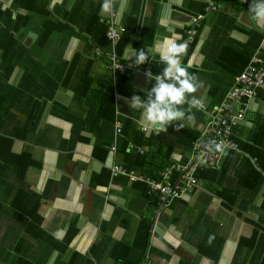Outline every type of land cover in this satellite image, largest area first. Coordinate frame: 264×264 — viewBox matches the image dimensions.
Instances as JSON below:
<instances>
[{
  "label": "crops",
  "instance_id": "crops-1",
  "mask_svg": "<svg viewBox=\"0 0 264 264\" xmlns=\"http://www.w3.org/2000/svg\"><path fill=\"white\" fill-rule=\"evenodd\" d=\"M14 1L0 0L19 25L13 69L0 80V264H17L19 252L27 264H264V182L258 185L252 173L264 164V144L255 146L264 143V88L245 101L244 117L232 127L235 148L215 152L214 164H199L195 172L203 167L210 175L166 203L147 180H161V171L189 160L208 115L193 109L194 123L157 131L128 106L151 86L144 73L164 67L157 44L188 36L181 63L202 85L196 95L208 107L223 102L246 60L264 54V24L250 18L251 0H113L111 13L102 11L103 0H23L12 8ZM45 5L58 8L54 25L66 27L41 42L46 16L37 9ZM92 13L106 30L91 37ZM110 26L118 30L116 42L107 36ZM128 45L149 51V61L128 60ZM110 55L135 71L108 67ZM7 62L0 51V78ZM17 98L19 105L32 99L26 115L14 106ZM26 149L32 162L21 185L15 174ZM168 152L170 164L144 170L158 167ZM140 156L141 165H129ZM22 186L31 192L29 205H10Z\"/></svg>",
  "mask_w": 264,
  "mask_h": 264
},
{
  "label": "clouds",
  "instance_id": "clouds-1",
  "mask_svg": "<svg viewBox=\"0 0 264 264\" xmlns=\"http://www.w3.org/2000/svg\"><path fill=\"white\" fill-rule=\"evenodd\" d=\"M102 11H113V0H103ZM250 18L260 24H264V0H251L248 8ZM156 50L159 62L164 65L159 74L153 75L149 70L144 73L151 86L145 92V98L140 95H132L128 106L141 112L144 122L157 131H166L173 122L176 128L184 127L183 122L194 123L193 109L200 110L203 103L196 93L202 87L198 77L190 73L182 65V57L186 53V44L178 43L176 39L165 37L160 41ZM125 57L141 66L149 61L150 53L144 48L134 49L128 45ZM154 81V83H152ZM208 152H217L221 156L227 155L225 145L222 142L209 140Z\"/></svg>",
  "mask_w": 264,
  "mask_h": 264
},
{
  "label": "built area",
  "instance_id": "built-area-1",
  "mask_svg": "<svg viewBox=\"0 0 264 264\" xmlns=\"http://www.w3.org/2000/svg\"><path fill=\"white\" fill-rule=\"evenodd\" d=\"M107 36L116 42L118 30L110 26ZM192 36H188L181 43L189 46ZM108 67L121 72H134L135 68L131 63H124L117 56L108 57ZM264 87V56L254 55L246 64L244 69L235 77L226 98L219 105L208 107L203 105L202 110L208 115L201 137L194 142V154L184 164H172L170 168L161 171V180H147L151 189L159 193L161 202H168L172 198L181 197L192 193L198 185L195 170L199 164H214L218 157L215 152L207 151V142L215 140L222 142L225 148H235L236 144L231 138V126L239 122L243 117L246 104L242 98H253L257 95L258 88ZM145 128V127H143ZM120 128L117 127V131ZM117 170L118 167H115ZM177 172V177L171 178V173ZM131 180L137 178L133 170L129 171Z\"/></svg>",
  "mask_w": 264,
  "mask_h": 264
},
{
  "label": "trees",
  "instance_id": "trees-1",
  "mask_svg": "<svg viewBox=\"0 0 264 264\" xmlns=\"http://www.w3.org/2000/svg\"><path fill=\"white\" fill-rule=\"evenodd\" d=\"M20 2H23V0H15L12 3V8L16 7L17 4L20 3ZM40 3H41L40 0H36V3H34V4H40ZM61 6H63V5L59 4V7H61ZM37 10H41V12H43L45 14V16H46V19H45V22H44V31H43V34H42V37H41V42H44L47 39L48 35L54 29L62 30V29H64L66 27V25L65 26L64 25L63 26H58V27L56 25H54V23L56 24V21H55L56 17H53V13L55 15L56 14H60L58 8L53 9V10H49L46 7V5H45L43 8L37 9ZM64 16L65 15H62L60 18H63ZM74 16H75V14H74ZM57 20H58V22H60V19H57ZM23 22H24V20H23ZM0 23L2 24V26L0 27V51H1V55H3L4 60L8 61L7 62V66L5 68V71L2 74L0 80H1V82H6L8 77L10 76V73H11L12 69H13V67H12L13 59L12 58H13V55L15 53L16 45H17V39L15 37L14 31L17 29V27L19 25H18V22L15 19H12L11 8L2 9L1 6H0ZM96 29H99V30H101L103 32L104 30H106V25L103 22L99 21L97 13H92L90 21L88 23V27L86 28V30H87V32L89 34H91V37H92L93 34H94V31ZM127 36H128V33H125V38H127ZM93 40L94 39L92 38V41ZM260 56H264V54L260 55ZM252 57H249L246 60V63H245L244 66H246V64L250 61V59ZM243 69H244V67L235 76H237ZM24 76H28V75H24ZM0 86H2V85L0 84ZM262 88H264V87H262ZM262 88H258L257 95L254 96L253 98L258 96V94L261 92ZM247 99H251V98H242V102L245 103V101ZM31 100L32 99H27V101H26V103L24 105H19L20 100L17 98V101L14 103V106H16V108H18L24 115H26L28 110H29V108H30V106H31ZM40 104H41V102L37 103L35 108H34L33 115H32V120H31L30 125H29L30 128L33 125H35V123L37 122V120L39 118V115H40L39 112H40V106H41ZM209 107H212V106H209ZM244 112H245V110H244ZM244 112H243V117H244ZM243 117H242V119H243ZM237 123L233 124L231 127L235 126ZM231 130H232V128H231ZM23 133H25V130H20L18 132V135H22ZM262 134H264V132H262ZM197 135H198V133L196 132V134L193 137L189 138V141H188L189 144H191V142H192V141L190 142V140L194 139ZM136 136H139V134L137 133L136 135H134V139H135ZM160 138L162 139L161 136L155 137V139H157V140L158 139L160 140ZM256 138H257V136H256ZM144 139L145 138H143L140 142L135 143V147H137L142 142H144ZM146 141H148V140H146ZM262 144H264V143H261V141L260 142H257V141L255 142V146L259 145V147H256V148H260V146H262ZM100 148L103 150V153H106V148H103V147H100ZM246 150H249V149H246ZM128 154H132V153L131 152H127V155ZM168 154L170 155V153L168 152L163 157L164 160L159 164L158 167L152 165V166H150L151 169H149V170L144 169V170L147 173H152V171L157 170V169L160 170L164 166L170 164V160H169V155ZM256 157H257V162L260 163V161H259L260 160V156L257 155ZM31 162H32V158H31V155H30L29 151L27 149L23 150L22 153H21L20 161H19V167L20 168H19L18 172L15 174L16 179L21 182V185H23L22 181H23V178H24L25 170H26V168L28 167V165ZM141 164H142L141 156L134 163H129V165H135V166L141 165ZM143 166L144 165H142V167ZM252 173L256 177V179L258 180V183H259L258 185H260L262 182H264V164H261L259 168H256V167L253 168L252 169ZM4 175H5V173H4ZM209 175H210V170H208L207 168H203V167L198 168L197 171L195 172V176L198 179H206ZM240 188H241V186H238L236 188V190L233 192V193H236V195H234V197H233V199L235 198L236 201L240 200V198H239ZM257 191H258V189H257ZM30 193L31 192L29 190H26V188H24V187L23 188H21V187L16 188L14 193H13V195H12V197H11L10 205H13L15 207H21V206L25 207L26 203L29 205V202L26 200V198L31 196ZM18 199H21L23 201H19ZM260 206L264 210V199H262V201L260 202ZM3 207H4V204L0 202V211H1V209ZM33 209H36L35 205L32 207V210H29V208H27V209H25V211L32 213V211H34ZM21 243H22V240H21ZM17 250L19 251V248ZM16 261H17V264H27L28 263L27 259L24 257V255L21 252L18 253V256L16 257Z\"/></svg>",
  "mask_w": 264,
  "mask_h": 264
}]
</instances>
